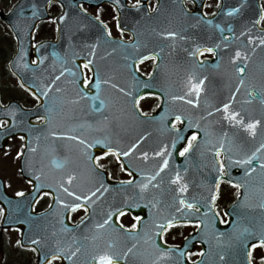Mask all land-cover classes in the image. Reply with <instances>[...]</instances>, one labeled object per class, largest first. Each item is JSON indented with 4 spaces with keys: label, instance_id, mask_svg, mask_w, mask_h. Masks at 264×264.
<instances>
[{
    "label": "water",
    "instance_id": "95a60500",
    "mask_svg": "<svg viewBox=\"0 0 264 264\" xmlns=\"http://www.w3.org/2000/svg\"><path fill=\"white\" fill-rule=\"evenodd\" d=\"M144 7L141 9H131L125 7L120 10L119 17L121 20V27L133 34L134 40L126 43L125 45H131L138 43L139 48L122 47L119 43H112L110 41H120L119 39H113L106 37L102 25H100L89 13L82 12L76 6V0H52L53 2H60L64 4V12L68 13V18L61 23L58 39L55 41H43L39 44L45 45L44 48L39 49L40 54L47 56L48 59L44 65H33L31 57L34 55L37 59L36 47L32 52L33 46V33L34 29L40 21H44L49 18L47 0H20L14 9L6 15H2L4 21L12 28L16 34L18 43L17 51L10 64L12 72L21 80L25 81L29 86L35 83L40 86L41 80H37L36 77H40L44 83L50 82V79L54 75L59 74L62 59L67 58L68 66H72L71 57L73 53L79 57L76 63H82L84 56L87 55V49L84 48L85 44L96 43L99 38V45L96 49V65L100 70L101 78L110 79L112 83L118 84L120 87L132 91L134 88L140 93L152 92L156 95L159 93V78L161 71L173 70L178 74L180 83L184 86L188 81L189 66L195 63L188 57L185 49L192 47L195 43L208 44L211 46L214 42H219L218 29L214 27L216 24H220L225 28L226 36L231 37L232 33L227 31L229 24L235 30L236 36L239 39H232L229 48L223 51L218 50L219 54L215 63L219 62L220 52H223V63L225 64V99L223 103H227L235 92L236 87L239 86L240 76L237 74L235 68L231 63V58L234 56L235 51L239 48L247 51L251 57L247 61V70L243 74L245 84L240 86V92L236 93V99L232 104V108L237 111H241V115L245 117V121L248 122L256 117L264 119V112L261 115L254 113L253 101L248 103V100L240 99L239 97H249L248 92L252 90L253 85L255 89L264 91V49L257 48L255 53L251 51L250 45L244 37H240L239 33L246 26L250 27L251 22L258 19L260 9V0H248L246 6L242 9V14L238 17L229 18L226 14L220 11L215 16L214 25L209 26L203 22L197 23L199 18L198 14L201 7V2L204 0H195L200 2L196 12L185 14L182 1L184 0H158V7L154 12H150L148 8V2L150 0H141ZM80 2H87L90 4H100V0H80ZM110 2V0H103V3ZM123 3L124 0H122ZM239 0H222V7L225 10L229 7L236 6ZM33 5L36 8H33ZM23 9V14L21 10ZM36 10L37 16L33 17L32 12ZM162 23V25H160ZM77 24L73 29V34H66L64 25ZM162 26V30H161ZM259 29H253V35H264ZM169 31H175L178 33L175 38H168L161 36V33ZM161 32V33H160ZM180 36L188 37L186 40H181ZM211 36L212 39L208 37ZM19 37V39H18ZM161 37L167 40L175 39L176 46L173 49V55L165 57V64L159 69L155 68L154 79L146 78L142 76L138 71L136 75L142 82L152 85L149 89H144L142 86H138L137 82L133 80L131 71L132 65L136 63L137 57L141 54L147 55L149 52L160 51V39ZM37 44V45H39ZM36 45V46H37ZM223 46V44H222ZM23 47L27 50L28 55L25 60L29 63V68H24L23 63L17 66V60L19 51ZM115 49V51H113ZM58 53L57 56H52V53ZM180 53L179 56H175V53ZM127 58V59H126ZM239 63V62H237ZM55 67L56 71H53ZM197 69V68H195ZM35 72V75H34ZM65 77L61 78L58 85L65 88L64 93H56L54 90L49 94V101H55L56 109L54 111V121L51 126L52 130L57 132H64L67 135L64 137H51L49 135V128L41 127L43 124H35L37 127L33 129V137L36 135H44L43 139H39L37 142L35 139L32 141V146L37 148L36 153H29L28 159L35 165L37 169L41 167V163L45 165L44 171L50 178H59L63 173L76 169L81 173V190L87 191L92 187V184L88 181V162L85 160L82 147L78 142L68 139L69 136L78 135L84 139H88L90 142L94 139H100L108 137L114 144L120 147L126 148L132 143H135L141 136H144V140L138 145L137 151L129 158L125 159L126 165L136 181L142 182L145 178L141 176L137 169H143L146 172L154 171V166L159 162L157 159H150L145 162L140 158L139 153L147 151L151 157L154 150L163 144L170 143L172 134L166 129V126L174 119L171 114L167 115L166 120L152 119V117H159L164 114L165 108H168L171 112H183L185 116H190L187 108L191 105L186 104L184 101H171L170 97L165 100V108L155 112L152 116L147 118H137L132 110L130 98H126L124 94L120 93L117 88H112L111 85L102 86L101 98L106 100L105 107L101 112H95L91 108V101H83L79 105H73L67 103L75 95V86L68 84ZM165 86V84H164ZM94 91V89H93ZM69 97H64V96ZM168 96L166 92L165 97ZM43 100V98H42ZM40 101L39 105L30 110V125H32V119L35 118L37 110L40 115L44 114V105ZM201 103V101H200ZM17 106V104H14ZM5 117L3 112H0V118ZM107 117V120L104 119ZM11 120L10 117H7ZM19 119L18 115L16 117ZM228 127H231L226 123ZM256 130L255 137L249 135L248 132H229L228 140L231 141L233 147L234 159L240 158V152H246L249 155L255 151L256 148L264 143V123ZM18 127H27L26 124L18 125ZM197 143V147H194L192 152L185 156L180 157L176 153L170 159V170L164 176V185L162 186L164 191L161 194L159 190L150 189L145 195L150 199L152 195H157L161 200V207L165 209L161 215L166 214L169 211H174V208L165 207L172 203V193L168 191V179L169 176L174 175L175 171H179L184 181L188 183L189 190L185 195L189 200L195 198L196 201H200L202 197L208 195V188L213 183V178L217 176L215 171V160L207 157L205 160H198L199 152L204 151L201 147V142H204V137L201 135ZM228 143L226 147H228ZM2 148V147H0ZM240 149V152L237 151ZM93 154L99 155L98 148L90 150ZM207 152H212L207 150ZM210 154V153H209ZM258 156H264V150L257 153ZM210 156V155H209ZM53 157L58 159L67 158L69 163L63 169H56L51 160ZM227 176L225 180H231L234 183L243 185L241 187V197L235 204L230 206L227 210L229 215V222L226 225L220 223L219 217L213 216V213H208V218L205 219L204 213L207 209L197 206L200 209L195 215H190V211L185 210L184 217L191 222H200L204 219V223L200 228L191 236H189L183 247L187 251L192 246L199 242L203 246L204 255L195 264H238L242 258L236 254L232 248L229 247L231 241L229 239L234 233L240 232L245 228L259 229L264 226V208L259 205L264 202V196L261 195V188L264 187L261 181L262 177L260 169L257 167L256 173L251 177L245 176V169L242 166L233 165L227 166V160L225 156ZM23 164V158L21 166ZM258 161H254L256 166ZM186 170V171H185ZM26 179L27 176L23 175ZM106 185L109 186V192L105 193L101 199L92 205H87L88 213L84 217V223L81 221L77 224H72L69 221L71 212L65 213L54 202L53 208L42 212L36 213L34 211V205L29 204L32 200V196L27 195L31 193L33 189L26 193V197H17L10 195L5 187H0V203L4 206L6 214L12 221H20V223H13L8 225L5 223L4 218L2 220V228L18 227L21 230V241L25 242L24 247H32L26 243L29 239H35L40 237L47 246H51L59 242L62 246H71L73 249L81 247V252L78 253L76 258V264H87L88 254L93 250L94 245L100 247H107L109 243L115 245V251L125 252L133 245L136 247L133 249V253H130L125 264H152L155 259V249L150 242H146L144 233L146 231L153 230V220L157 218L155 215L156 210L152 209L153 215L150 217L149 208L143 207L147 203V200L140 202L141 208L132 209V213L135 215H142V221L139 223L137 231H124L123 229H110L105 228L103 230H97L95 228L96 223H102L106 218L110 207L121 206L122 202L127 198H136L139 189L135 184H114L107 183L106 176L103 177ZM0 182L3 181L0 179ZM4 185V183H3ZM175 187V186H171ZM115 190V191H114ZM44 191H51L50 189H44ZM12 201V204H7L3 197ZM247 197V199H246ZM215 211V210H214ZM216 213V211H215ZM63 220L72 231L62 230L60 221ZM117 222V218L114 217ZM118 223V222H117ZM119 224V223H118ZM127 230V229H126ZM223 234V235H221ZM96 236L97 239L93 240L92 237ZM157 243L162 247H166L162 244L160 238H156ZM187 242V243H186ZM179 249V248H178ZM224 254L225 259L219 260V256ZM177 254L174 252L173 256ZM42 257L38 256V264ZM61 264H69L64 261ZM177 264H189L186 258H179Z\"/></svg>",
    "mask_w": 264,
    "mask_h": 264
},
{
    "label": "snow or ice",
    "instance_id": "6c2138e0",
    "mask_svg": "<svg viewBox=\"0 0 264 264\" xmlns=\"http://www.w3.org/2000/svg\"><path fill=\"white\" fill-rule=\"evenodd\" d=\"M52 0H47V3L50 5ZM195 2V0H193ZM248 0H239V3L236 6L229 7L225 10L220 4L217 5L218 8H221V12L226 14L229 18L238 17L242 14V9L246 6ZM112 7L117 11L116 25L120 28L121 35H123L124 28L121 27V20L119 17L120 10L125 7L131 9H141L145 5L141 3V0H135L134 4L128 5L122 2V0H110ZM76 6L84 13H87V9L84 8L83 3L80 0H76ZM60 7H64V4L61 3ZM100 10L103 11V0H100ZM35 9L36 6L33 5ZM260 13L258 19L251 22L250 27H245L240 31L239 36L244 37L247 45L252 46L251 51L255 53L257 48L264 49V35H253V29L264 22V4L260 5ZM23 14V9L21 10ZM33 17L37 16V11L34 10L32 13ZM185 14H189L185 10ZM213 16L216 14L213 13ZM207 13L201 14L197 20V23L203 22L209 26H213V21L211 19H205ZM68 18V13L65 12L59 17V21L63 23ZM100 25H102L103 30L106 34V37L111 38L112 32L108 28L107 24L100 19V16L97 15L94 18ZM216 29L219 30L220 40L219 42H214L211 46L208 44L195 43L192 47L185 49L189 58L193 60L196 64H203V61L198 58L204 53H212L218 55V50L223 47L225 49L229 48L230 42L232 39H239L236 36L235 30L231 24L228 25L227 31L232 33V36H225V28L221 27L220 24L214 25ZM261 32H264V29H259ZM57 31H60V25L57 24ZM161 36L168 38L177 37L178 33L175 31H169L166 33H161ZM34 38V37H33ZM212 39L211 36L208 37ZM19 39V37H18ZM181 40H186L188 37L180 36ZM112 43H119L122 47H133L139 48L138 43L125 45L123 40L120 41H110ZM99 45V38H97L96 43L85 44L84 48L87 49V55L84 56L82 63H76L79 57L76 53L72 54L71 62L72 66H68V59L61 58L62 63L58 75H54L50 82L44 83L40 77H36L37 80H41L40 86H37L35 83L32 85L26 84L25 81L21 80V87H25L27 91L38 101H41L44 105V114L40 115L39 111L35 114V119L37 121H42L43 124L41 127L49 128V135L51 137H64L67 134L64 132H57L52 130L51 126L54 121V111L56 109L55 101H49V94L54 90L56 93H64L65 88L58 85V82L61 81L62 77H65L67 74L71 76L72 79L68 80L67 83L75 86V95L74 98L68 100L67 103L73 105H79L83 101H91V108L95 112H101V110L106 105V100L101 98L102 95V86L111 85L112 88H117L120 93L124 94L126 98H130L132 110L135 113L137 118H147V113H144L140 110L139 104L145 95H153L155 93L145 92L140 93L137 89L129 91L124 87H120L118 84L112 83L110 79H103L100 75V70L96 65V49ZM45 45L39 44L36 46L37 59L33 60L31 63L33 65H44L45 61L48 59L47 56L41 55L39 49L44 48ZM115 51V49H113ZM28 55L26 49L21 47L18 55L17 66L20 63H23L24 68H29V63L25 60V57ZM58 53L53 52L52 56H57ZM159 53L149 52L147 55H139L137 57L136 63H143V61L152 59L157 60ZM250 56L247 51L237 49L234 53V56L231 58V63L235 68L237 74L240 76L239 86L236 87L235 92L232 94L231 98L227 103H223L221 107H216L213 111L207 112L206 116L211 117L213 112L220 113L221 119L226 121L232 127H241L247 130L249 135L255 137L257 126L261 123L260 120H250L245 121V117L241 115V111L234 110L232 104L236 99V93L240 92V86L245 84L244 73L247 70V61L250 60ZM127 59V58H126ZM239 62V63H237ZM156 69H159V63L156 65ZM53 71H56L53 67ZM133 80L137 82L138 86H142L144 89H149L152 87L149 83L142 82L139 80V77L136 75V64L134 63L131 67ZM87 72L92 73V77L89 78ZM35 75V72H34ZM150 79H154V74H150ZM204 79H197L195 75H190L188 77L187 83V93L185 95H172L170 99L173 101H184L186 104L193 106V108H199L200 106V94L203 92V85L205 83ZM94 89V91H93ZM194 96V98H190ZM249 100L248 103H251L252 99H259L262 104H264V91H257L253 85L252 90L248 92ZM22 111L19 106L14 105H3L0 103V112H3L6 117H11V120L0 118V141L5 143H0V147L6 146V140L11 139L14 135H19V139L24 141L20 149L16 152V158H23V164L20 168L21 175L28 177V184L32 185L33 191L27 195L32 196V200L29 202L30 206L35 205L42 199L44 196H52L54 204L61 208L63 212H75L78 209L84 208L85 211H88L87 205H94L97 200L101 199L105 193L109 192V186L104 182L103 177L106 175L104 172V164L101 163V160L107 156L114 157L115 161L119 163V166L122 170L127 171L129 176L132 175V172L128 168H125L124 160L122 158H129L133 155L138 148V145L144 136H141L135 143H132L126 148L117 146L113 141L108 138L94 139L91 142L88 139H84L81 136L73 135L69 136L68 139L78 142L82 147V152L85 160L88 162V181L92 184V187L88 188L87 191L81 190V173L76 169H72L66 173H63L59 178H50L48 174L44 171L45 165L41 163V167L37 169L30 160L27 158L29 153H36L37 148L32 146V141L35 139L37 142L40 139L39 135L33 137V129L37 125L32 124L28 127H18V123L22 124L23 121H17V113ZM171 114L174 119L167 126L166 129L169 133L172 134L171 142L163 144L154 150L151 154V157L147 151H142L139 153L140 158L145 162L150 159H157L158 163L154 166V171L146 172L143 169H137L140 172L141 176L145 179L142 182H138L135 179H129L121 181V184L133 185L139 189V192L135 199L132 197L127 198L122 202L121 206L110 207L106 218L102 223H96L95 228L97 230H103L106 227L116 230L123 229L122 224H118L114 217L119 218L124 216L127 212L132 211L134 208H141L142 204L140 202L147 200V203L143 207L149 208L150 217L153 215L152 209L156 210L155 215L156 219L153 220V230L146 231L144 233L146 237V242H150L152 247L155 249L156 255L155 259L152 261V264H177L179 258H190L191 254L186 252L183 249H178L176 247L165 248L161 244L157 243L156 238L163 239L165 233L170 229L185 224L191 223V220H188L184 217L185 210L190 211V215H195L199 212L197 204L199 203L201 207L207 209L204 213L205 219L208 218V213H213V216L218 218V214L215 213V203L220 195V185L221 182L225 179V160L219 159L222 153L225 154L227 160V166L231 167L233 165L242 166L245 169V176L251 177L257 171V167L260 169L262 177H264V156H258L257 153H260L261 150H264V143H261L255 151L251 152L249 155L246 152H240V149L237 148V151L240 152V158L234 159L233 157V147L231 141L228 140V133L223 132L219 137L217 145H213L212 148L208 149L209 151L214 152L215 158V171L217 176L213 178V183L208 188V195L201 198L200 201H196L195 198L189 200L185 195L188 193L189 185L184 181V178L181 176L180 172L175 171L174 175L169 176L168 179V191L172 193V203L166 205L167 208H174V211H169L166 214L161 215L165 211L161 207V200L157 195H152L149 199L145 194L152 190H159L162 194L164 189V176L170 170V159L173 156V153H176L180 157H185L189 155L194 147H197V141L199 139V132L203 131L204 136L208 137L209 132L207 129H201L199 121H194L191 116H185L183 112H171L168 108H165L164 114L159 117H152V119L166 120L167 115ZM107 120V117H104ZM200 120L205 119V116H200ZM195 129L196 131H191ZM226 142L228 147H226ZM211 143L209 140H205V144ZM8 151H5V156L9 155L10 145H7ZM93 148H98L99 155L93 154L90 150ZM254 161H258L256 166ZM69 161L67 158L58 159L53 157L51 164L55 166L56 169L63 170ZM186 171V170H185ZM229 183L232 181L229 179ZM264 185V179L261 181ZM175 186V187H171ZM243 185L237 183L235 187L240 188ZM0 187H4L3 183L0 182ZM44 189H50L51 191H44ZM261 195L264 196V187L261 188ZM17 197H26L24 191L16 192ZM4 201L11 205L12 201L3 197ZM247 199V197H246ZM261 208H264V202H261L259 205ZM49 208H53V205L50 204ZM0 217L4 218L6 224L11 225L13 223H20V221H12L11 218L6 214L3 208H0ZM134 219L137 223L132 225V229H136L137 225L142 221V217L135 215ZM204 219L200 220V223L203 224ZM62 225V230L72 231L63 220L60 221ZM84 223V218L81 219V224ZM124 231H128L124 229ZM223 235V234H221ZM93 240L97 239L96 236L92 237ZM231 243L229 245L233 251L242 257L238 264H264V226L259 229H250L245 228L240 232L234 233L229 237ZM17 245L21 247L25 246V242L18 240ZM26 243L31 247V251L36 252L38 256L42 257L40 264H56L57 261L64 262L67 261L69 264H76V258L78 253L81 252V247H76L73 249L71 246L64 247L59 242L47 246L44 241L37 237L35 239H29ZM166 244V241H164ZM187 243V242H186ZM136 245H133L131 248H128L125 252L115 251V245L109 243L107 247H100L99 245H94L93 250L88 254L87 264H125L130 253H133V249ZM176 253V256H173V253ZM199 255L203 256L204 253L201 252ZM225 259L224 254L219 256V260L223 261ZM195 264V262H194ZM203 264V262H201ZM236 264V262H234Z\"/></svg>",
    "mask_w": 264,
    "mask_h": 264
},
{
    "label": "rangeland",
    "instance_id": "374dc122",
    "mask_svg": "<svg viewBox=\"0 0 264 264\" xmlns=\"http://www.w3.org/2000/svg\"><path fill=\"white\" fill-rule=\"evenodd\" d=\"M16 1L17 0H0V5L4 10L7 11ZM128 1L130 3H135V0ZM151 4L152 3H150V5ZM262 4H264V0H262ZM99 10L100 8L98 10L94 9L92 12L97 14ZM100 13L102 14V20L112 27L113 33L119 31L116 25V14L114 13L113 8L103 6V11ZM49 27V24H45L42 27V31L36 34L35 39L41 40L46 37H54V32ZM14 49L15 39L12 33L2 22H0V85L3 87H8L9 85L10 87H15L14 77L7 74L5 70V64L9 62L13 55ZM148 63L149 62L142 64L141 68L149 71L150 68ZM6 93H9V91H6ZM29 98L30 103H32V97ZM153 105L154 101L150 99H146L140 103V107L143 111L151 109ZM16 144H19L18 140H14L9 144L12 147V150L10 148L9 155L7 156H5L4 153L5 151H8V148L6 150L0 151V176H2V178L5 180L6 186L12 194H15L18 191H26L30 186V184H28L20 174L19 162L16 158V152L20 149V147ZM118 171L121 173L123 170L118 166ZM236 194V190L232 189V187L224 185L217 205L219 208L218 211L221 214H223V209L233 201ZM44 204H47V200ZM0 208H2L1 205ZM82 215L83 212L78 211L73 215L72 218L73 220H78ZM1 218L2 217H0V221ZM190 231L191 229L188 227L180 228L179 230L172 232L170 237H174V239L178 241ZM18 240H20V231L18 229L12 228L2 230L0 228V264H36V253L31 250L21 251L20 248L22 247L16 243ZM56 264H59V261H57Z\"/></svg>",
    "mask_w": 264,
    "mask_h": 264
},
{
    "label": "flooded vegetation",
    "instance_id": "af4514ba",
    "mask_svg": "<svg viewBox=\"0 0 264 264\" xmlns=\"http://www.w3.org/2000/svg\"><path fill=\"white\" fill-rule=\"evenodd\" d=\"M218 4H219L218 0H207L206 1L205 5L203 7L204 13H207L206 17H209L213 13H216V11L218 10V7H217ZM155 5H156L155 2H152L151 8H154ZM56 6L58 9V14L56 16H52V19L50 21H48L47 23H51V24L56 25V18L58 17L60 12L62 11V8L60 7V5H56ZM187 7L189 10H193L195 6L192 2H188ZM53 8H54V6H52V9ZM113 11L116 14L114 9H113ZM100 16L102 17V14H100ZM42 26H43V23L38 26V30H41ZM108 27L111 30L113 36L124 37L127 40L130 39V35L125 33V32H123V35H121L120 28H118L119 31H117L116 33H113L112 27L110 25H108ZM213 57H214V54H212V53H204L199 58L201 61L204 62L205 60H211ZM147 62H149L148 63L149 68L152 69L154 66V62H151V61H147ZM142 70L148 74V72H147L148 70H146V71L144 69H142ZM190 72H191L190 75H195V71L193 68H192V70H190ZM212 74H214L216 76V68L215 67H212ZM218 74H219V80L221 82V78L223 76V70H221V68H219ZM196 75L200 77L201 73L199 72ZM216 85H217L216 83H212V90H214V88L216 89ZM8 87H10V85ZM8 87L7 86L3 87L0 85V101L3 105H8L11 101H17V102H20L24 108L30 109L37 104V100L35 98H33L32 103H30L29 97H33V96H30V92H28L25 88L21 87V85L19 83H15V87L14 86H12L10 88H8ZM6 91L7 92L9 91V93H6ZM210 91H211V88H210ZM147 99L154 101L155 109H157L161 105V102H162L161 97H158V96L154 97V98L153 97H147ZM14 139L19 141V144H18L19 146H21L24 142V141H21L19 139V136H16V137L12 138L11 140H14ZM219 159H222V154L219 157ZM101 163L104 164V166H105L104 170H106V172L109 174L111 179L119 181V180H128L131 178V176H129V174L126 173L124 170L121 173H119V171H118L119 163L115 161L114 157L107 156L101 160ZM45 198H47V199H45ZM45 198H42L39 201V203H38V209L39 210H43L45 207H48V205L50 204V202H51L50 197L46 196ZM46 200H47V204H44L46 202ZM120 220L129 228H132V225L134 223H137L134 219V216L127 214V213L124 216L120 217ZM186 226H189L192 229L194 227V225H183L182 224V225H179V226H176V227L170 229L168 231V233H171V231L176 229V228H183ZM165 241L168 244H181L183 239L176 241L174 238H166ZM189 253L191 254V256L188 259L190 261H195L200 256L199 253H201V246L196 245L194 247V249L191 250Z\"/></svg>",
    "mask_w": 264,
    "mask_h": 264
}]
</instances>
